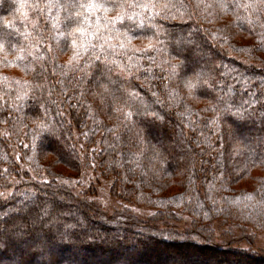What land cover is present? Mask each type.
Listing matches in <instances>:
<instances>
[{
	"label": "trees",
	"instance_id": "obj_1",
	"mask_svg": "<svg viewBox=\"0 0 264 264\" xmlns=\"http://www.w3.org/2000/svg\"><path fill=\"white\" fill-rule=\"evenodd\" d=\"M67 2L0 0V264H264L210 228L264 232V0H116L136 19L83 36ZM78 143L97 144L115 199L155 218L57 184L58 170L80 175ZM174 209L191 218L181 232L163 221Z\"/></svg>",
	"mask_w": 264,
	"mask_h": 264
},
{
	"label": "rangeland",
	"instance_id": "obj_2",
	"mask_svg": "<svg viewBox=\"0 0 264 264\" xmlns=\"http://www.w3.org/2000/svg\"><path fill=\"white\" fill-rule=\"evenodd\" d=\"M77 148L82 162L80 175L74 177L70 173L58 170L56 173L57 184L71 187L75 194L82 195L89 202L95 203L108 215L125 213L144 221H150L155 218L157 213L156 209L135 204L133 202L125 203L115 199L111 195L110 188L114 182V178L111 176L106 177L100 172V170H98L94 161L95 154L98 151L97 144L96 146L85 148L82 144L78 143ZM14 154L17 162H19V155H17V153ZM20 164L21 163H19V166L24 169L25 166ZM32 176L36 177L41 182H48L50 178L47 171H43L41 175L34 176L32 174ZM174 210L173 218L168 220L162 219L171 225V227L173 226V228H177L178 231L181 232L190 225L191 218L187 214H184L180 209ZM210 228H212L215 236L218 238L228 232L229 236L236 239V242L234 243V246L236 247L252 249V251H264V232H261L256 228L247 226L245 229H239L234 226L222 225L220 221L212 222ZM245 238H252V244H247L248 241ZM49 257H53V254H49Z\"/></svg>",
	"mask_w": 264,
	"mask_h": 264
},
{
	"label": "snow or ice",
	"instance_id": "obj_3",
	"mask_svg": "<svg viewBox=\"0 0 264 264\" xmlns=\"http://www.w3.org/2000/svg\"><path fill=\"white\" fill-rule=\"evenodd\" d=\"M25 5L21 3L20 8L23 9ZM63 7L72 9L73 11L65 17V27H69L73 23L77 24V27L74 29L75 32H79L82 36L85 33V28L83 27L84 24H88L89 26L92 25L93 20L95 21V24L97 25V31H99V26L103 25L105 29L108 30H116L119 31L118 28H116L117 25L123 26L124 22L127 21H134L136 19V16L138 14L132 13L128 14L127 11L124 10V4L123 3H117L116 0H88L87 3H79V0H68V2L63 5ZM117 7L121 8V12H118L115 16L109 17L107 14L111 11H114ZM129 8H147L149 7L148 4H140V3H131L128 5ZM223 7H227V5H223ZM82 10V11H81ZM27 13L24 14V19L27 20ZM33 26H36V21H31ZM111 26V28H109ZM143 26V20H140L139 25L137 27ZM53 27H56V23H53ZM72 31H69L67 35H72ZM125 36L128 37L129 40H131L132 37L130 33L127 31L124 33ZM8 33H2L0 34V41H3L4 43H8L9 47H12V45L8 41ZM65 32H59L58 36H65ZM91 35H96V33H91ZM111 39V37H109ZM73 45H76V40L72 41ZM121 48L125 47L124 42L122 41L119 45ZM0 47H3V44H0ZM85 51H87V47L85 45H81ZM151 47V45H149ZM24 49L19 48L17 50V60H24ZM79 53L74 52L73 53V59H78ZM99 59V57H97ZM71 63V60L69 61ZM113 63H115L113 61ZM175 67V66H174ZM201 74H197L195 79H188L185 81V87L188 88L190 91L197 88L199 86ZM126 115L130 116L131 113H126Z\"/></svg>",
	"mask_w": 264,
	"mask_h": 264
}]
</instances>
